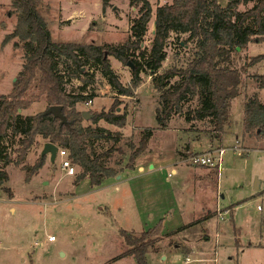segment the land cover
Instances as JSON below:
<instances>
[{
  "label": "rangeland",
  "instance_id": "1",
  "mask_svg": "<svg viewBox=\"0 0 264 264\" xmlns=\"http://www.w3.org/2000/svg\"><path fill=\"white\" fill-rule=\"evenodd\" d=\"M171 2L150 0L152 15L144 42L130 60L109 56L113 70L127 87L133 69L129 62L134 67L133 61L145 65L142 83L132 96L113 88L98 65H85L78 78L60 66L68 93L92 97L78 103V111L93 113L116 107L118 113H127L124 127L104 120L83 122L122 133L116 145L125 154L116 151L110 165L122 161L116 168L124 166L131 153L129 144L137 146L141 132L154 128L147 150L136 159L133 169L125 168L99 186H92L88 178L75 184L80 168L73 163L76 173L68 175L61 167L62 156L58 154L52 163L46 155L43 167L27 179L22 167L33 169L44 140L37 136L22 159L18 157L20 135L9 134L3 141L12 162L6 168L9 180L0 189V264H136L133 255L113 261L128 249L120 230L140 234L158 227L162 229L156 244L159 251L148 252L149 264H264V150L254 147L255 139L243 138L242 125L245 101L256 93L264 102V88L253 77L264 74V60L246 67L253 57L264 53V38L231 52V66L242 70L243 82L240 95L233 99L231 124L221 144L213 139L208 123L185 120L186 112L197 106L196 99L185 105L183 113L173 114L163 128L156 120L160 92L146 67L148 60L138 54L152 46L157 7ZM220 2L226 5L228 0ZM40 4L55 41L97 45L124 43L142 6L132 0H109L107 5L103 0H41ZM254 4L255 0H248L239 10L247 11ZM17 18L12 0H0V97L10 94L25 62L22 45L14 44L18 38L5 42ZM196 50L188 33L172 32L159 73L174 66L187 67ZM47 108L45 96L36 95L21 113L40 115ZM206 137L214 143V150L224 146L218 168L195 166L188 160L193 150L207 151ZM113 143L99 140V151ZM237 147L243 148L241 154L234 149ZM142 164L145 170H137ZM256 179L260 181L258 191L254 189ZM8 200L16 209H7ZM52 235L55 240L50 241Z\"/></svg>",
  "mask_w": 264,
  "mask_h": 264
},
{
  "label": "trees",
  "instance_id": "2",
  "mask_svg": "<svg viewBox=\"0 0 264 264\" xmlns=\"http://www.w3.org/2000/svg\"><path fill=\"white\" fill-rule=\"evenodd\" d=\"M246 1L228 0L226 5H222L220 0H172L157 7L152 46L148 52L141 50L138 56L148 60L146 67L153 75L154 87L160 92L156 120L161 127L165 128L173 114L183 113L185 105L196 99L197 106L186 112L185 120L208 123L212 126L213 139L219 144L224 140L227 127L231 124L232 102L240 95L243 82L242 70L231 66V52H237L238 47H246L252 40L264 38V0H255L249 10L240 11L239 6ZM103 2L107 5L109 0ZM139 2L142 3L139 16L134 19L126 41L118 45H97L55 41L42 15L41 0H12L18 16L17 24L14 31L6 36L5 42L18 38L14 44L22 45L25 62L10 94L0 97V188L9 180L6 167L12 161L3 143L9 134L21 136L18 149L20 159L34 145L37 136L44 143L50 141L59 148L68 149L69 158L80 168L75 184L88 178L92 186H99L106 178L118 176L125 168L133 169L136 159L147 150L154 128L147 127L141 132L137 146L129 144L131 153L124 166L116 168L122 161H114L110 165L116 151L125 154L116 145L123 137L122 133L98 125L83 124V111H78L76 105L92 97L68 93L60 66H65V70L70 69V76L78 78L84 73L85 65H98L113 88L122 95L132 96L142 83L141 73L145 65L133 61L135 67L132 69L131 85L127 87L113 70L109 56L125 62L141 49L152 6L150 0H132V4ZM172 32L188 33L189 39L195 40L197 50L187 67L174 66L159 73ZM262 60L264 53L253 57L246 67ZM176 77L179 79L172 82ZM253 77L259 79V87L264 88V74H254ZM34 89H38L39 93L34 94ZM36 95H44L48 107L62 105L68 122L61 125L60 119L44 115L43 112L40 115H23L19 112V109L28 108ZM243 109V138L255 139L257 144L254 147L264 150V102L255 93L245 101ZM90 115L92 124L104 120L118 127L125 126L127 117L126 112L118 113L116 107ZM99 140H113L114 143L108 148L102 146L99 151ZM45 159L46 155L40 156L32 170L23 165L27 179L43 167ZM161 231V227H158L137 234L121 229L120 234L128 249L113 261L133 255L136 264H149L147 254L159 251L156 244Z\"/></svg>",
  "mask_w": 264,
  "mask_h": 264
},
{
  "label": "built area",
  "instance_id": "3",
  "mask_svg": "<svg viewBox=\"0 0 264 264\" xmlns=\"http://www.w3.org/2000/svg\"><path fill=\"white\" fill-rule=\"evenodd\" d=\"M234 149L238 150L237 151L238 154H241L242 151H243V148H238L237 147V148H234ZM211 150L206 151V152H195V153H192L189 156V159H188L190 164L195 165V166H200V167H203V166H206V167H215V166L219 167V161H220V158H221V155H222L224 149L220 148V149H215V150L211 149ZM58 154L63 157V160H62V163H61L62 169L66 170V173L68 175H74L76 173V168L73 165V162L71 161V159L69 158L68 151L66 149L59 148ZM58 154H57V156H58ZM258 209H261L260 205H258ZM48 239L50 241L55 240V236H53V235L49 236ZM189 261H190V258L187 257L186 258V262H189Z\"/></svg>",
  "mask_w": 264,
  "mask_h": 264
},
{
  "label": "water",
  "instance_id": "4",
  "mask_svg": "<svg viewBox=\"0 0 264 264\" xmlns=\"http://www.w3.org/2000/svg\"><path fill=\"white\" fill-rule=\"evenodd\" d=\"M155 34V30H154ZM239 48V47H238ZM129 65H131L132 68H134V65L129 62ZM64 108L62 105H51L49 106L44 112V115H53L54 117L60 119L61 125H64L68 122L67 117L64 113ZM19 112H21V109H19ZM83 116L85 119H90V112L89 111H83ZM59 147L53 143V142H45L43 145L41 156L49 155L50 161L53 163L57 157ZM254 189L259 190L260 189V181L258 179L255 180Z\"/></svg>",
  "mask_w": 264,
  "mask_h": 264
},
{
  "label": "crops",
  "instance_id": "5",
  "mask_svg": "<svg viewBox=\"0 0 264 264\" xmlns=\"http://www.w3.org/2000/svg\"><path fill=\"white\" fill-rule=\"evenodd\" d=\"M206 139H207V146H208V148H207V151L208 150H211V149H213V146H214V143L213 142H211V140H209V137H206ZM238 139V138H237ZM194 142L195 141H197V139H195V140H193ZM193 144V143H192ZM223 145V144H222ZM193 147H194V145H192ZM224 147V146H223ZM223 147H221V148H223ZM224 149V148H223ZM256 149H258V148H256ZM204 149H202L201 151H203ZM261 150H263V149H261ZM194 152H201V151H197V150H193ZM204 152V151H203ZM47 156H49V155H47ZM154 159H155V156H154ZM153 159V160H154ZM156 160V159H155ZM51 162V161H50ZM156 162H159V161H156ZM160 162H162V161H160ZM150 163V162H149ZM148 163V164H149ZM8 167V166H7ZM6 167V168H7ZM137 170H139V171H144L145 170V165L144 164H142V165H139L138 167H137ZM219 171V170H218ZM1 189V188H0ZM15 196V195H14ZM14 196H12V197H9L8 196V198L10 199V200H12V199H14ZM6 204H7V209H16V207H15V205H14V202L13 201H9L8 200V202H5Z\"/></svg>",
  "mask_w": 264,
  "mask_h": 264
}]
</instances>
